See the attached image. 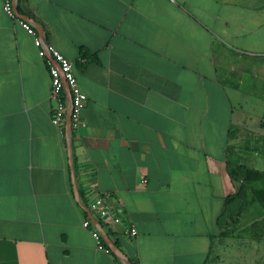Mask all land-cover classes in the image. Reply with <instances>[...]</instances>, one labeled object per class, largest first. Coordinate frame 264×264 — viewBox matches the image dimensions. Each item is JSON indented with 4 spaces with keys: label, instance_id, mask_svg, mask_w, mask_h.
<instances>
[{
    "label": "crops",
    "instance_id": "crops-1",
    "mask_svg": "<svg viewBox=\"0 0 264 264\" xmlns=\"http://www.w3.org/2000/svg\"><path fill=\"white\" fill-rule=\"evenodd\" d=\"M17 8L73 62L87 102L66 139L48 64L0 0V264H264V193L242 198L228 172L230 153L264 172V136L248 130L251 115L264 128V0ZM100 192L119 224L88 210Z\"/></svg>",
    "mask_w": 264,
    "mask_h": 264
},
{
    "label": "built area",
    "instance_id": "built-area-1",
    "mask_svg": "<svg viewBox=\"0 0 264 264\" xmlns=\"http://www.w3.org/2000/svg\"><path fill=\"white\" fill-rule=\"evenodd\" d=\"M5 13L20 25L32 38L38 51V55L48 64L51 78L50 97L55 101L51 120L54 125L62 130L65 138L68 139L76 133L82 123V110L87 102L86 94L81 90L75 72L74 64L58 51L50 42L46 41L33 23L21 15L17 8V0H3ZM112 195L108 192H100L93 196L88 203V210L95 214L107 225H117L121 222L119 215H112ZM83 225L90 227L91 219L87 218ZM98 246L106 253H113L112 249L105 245L103 235L99 228L93 230ZM124 234L135 237L137 230L128 225ZM117 264H124L118 261Z\"/></svg>",
    "mask_w": 264,
    "mask_h": 264
},
{
    "label": "rangeland",
    "instance_id": "rangeland-1",
    "mask_svg": "<svg viewBox=\"0 0 264 264\" xmlns=\"http://www.w3.org/2000/svg\"><path fill=\"white\" fill-rule=\"evenodd\" d=\"M262 116L263 115H251V124L256 129H254L253 127H251L248 130L254 131L255 133H257L259 131L260 134L264 136V128H260V126H259V123H260V121L262 119ZM262 122H263V124L261 126L264 127V121H262ZM257 129H258V131H257ZM242 138H244V137H242ZM244 157H245L244 155L242 157H238L236 153H230L229 158H228V162H231V159L234 160V161L237 160L238 161L237 163H240V164L245 165L246 167H248L247 165H249L250 163H247V161L245 159H243ZM260 165H262V167L259 168V169H261V170L264 169L263 168V166H264L263 165V162ZM250 169H252V168H250ZM242 176L243 175H240L237 178V180H236V181H239L241 183V187H242L241 188V194H242L241 196H243L244 199H247L249 197L250 193H255V194H258V197L259 196L262 197V195L264 193L263 192L264 191V176H262V178H260V180H261L260 183H259V180L258 181H254L253 183H251V181L250 182L249 181H244L245 179ZM243 189L244 190L245 189H248V190H250V192H243L244 191ZM247 203H248V201H247ZM253 219H254L253 215H249V216L248 215H245V216H243V219L241 220V223L243 225H247ZM252 226H253V229H254V228H259L261 225L255 223Z\"/></svg>",
    "mask_w": 264,
    "mask_h": 264
},
{
    "label": "trees",
    "instance_id": "trees-1",
    "mask_svg": "<svg viewBox=\"0 0 264 264\" xmlns=\"http://www.w3.org/2000/svg\"><path fill=\"white\" fill-rule=\"evenodd\" d=\"M233 161L234 160L231 159V162H228V172H229L230 177L235 181L237 180V178L240 175H243L242 177L245 179L244 181H249V182L251 181V183H253L254 181L260 180V178H262V176H264L263 171L253 169V168L250 169V168L246 167L245 165L237 163L238 162L237 160L234 162ZM233 198H234L233 196H230V197H228V200L231 201ZM242 198H243V196H242ZM104 243H105V241H104ZM105 245L108 246V244H106V243H105Z\"/></svg>",
    "mask_w": 264,
    "mask_h": 264
},
{
    "label": "water",
    "instance_id": "water-1",
    "mask_svg": "<svg viewBox=\"0 0 264 264\" xmlns=\"http://www.w3.org/2000/svg\"><path fill=\"white\" fill-rule=\"evenodd\" d=\"M111 245V244H110ZM111 248L113 249V251L121 256H123V254L118 250L116 249L113 245H111Z\"/></svg>",
    "mask_w": 264,
    "mask_h": 264
}]
</instances>
